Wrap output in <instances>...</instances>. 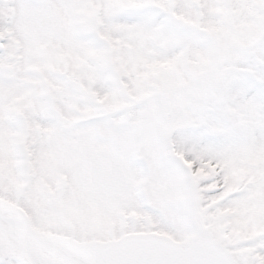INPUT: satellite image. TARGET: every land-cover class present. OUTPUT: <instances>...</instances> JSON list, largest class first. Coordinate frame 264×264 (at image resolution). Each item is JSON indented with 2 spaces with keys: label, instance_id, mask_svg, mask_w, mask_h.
Masks as SVG:
<instances>
[{
  "label": "snow or ice",
  "instance_id": "6c2138e0",
  "mask_svg": "<svg viewBox=\"0 0 264 264\" xmlns=\"http://www.w3.org/2000/svg\"><path fill=\"white\" fill-rule=\"evenodd\" d=\"M0 264H264V0H0Z\"/></svg>",
  "mask_w": 264,
  "mask_h": 264
}]
</instances>
